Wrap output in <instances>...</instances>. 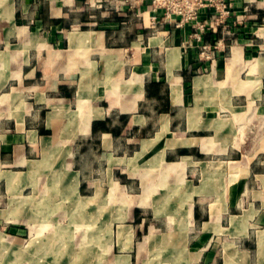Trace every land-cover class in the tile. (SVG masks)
<instances>
[{
    "label": "crops",
    "instance_id": "1",
    "mask_svg": "<svg viewBox=\"0 0 264 264\" xmlns=\"http://www.w3.org/2000/svg\"><path fill=\"white\" fill-rule=\"evenodd\" d=\"M227 25L0 0V257L63 264V226H103L104 264H264V0Z\"/></svg>",
    "mask_w": 264,
    "mask_h": 264
},
{
    "label": "built area",
    "instance_id": "2",
    "mask_svg": "<svg viewBox=\"0 0 264 264\" xmlns=\"http://www.w3.org/2000/svg\"><path fill=\"white\" fill-rule=\"evenodd\" d=\"M143 1V0H137ZM153 12L161 11V18L164 22L171 23L177 28H182L188 24L195 29L193 37L201 41L202 33L205 29H217L227 27V19L231 16L233 0H151ZM209 10L210 18L200 21L201 11ZM158 17H153L150 24L151 29H156L159 25ZM202 55L209 57L206 51L209 47L201 46Z\"/></svg>",
    "mask_w": 264,
    "mask_h": 264
},
{
    "label": "rangeland",
    "instance_id": "3",
    "mask_svg": "<svg viewBox=\"0 0 264 264\" xmlns=\"http://www.w3.org/2000/svg\"><path fill=\"white\" fill-rule=\"evenodd\" d=\"M114 213L117 211L114 210H100L94 213L95 219H101L113 217ZM92 215V214H91ZM69 217L83 220L84 222L87 219V212L85 209H78L77 212L74 211ZM70 230V234H63L65 241L60 243V249L62 250L61 254V262L63 264H85L88 250L89 253H93V264H104L103 256L105 246L108 244L106 241L103 240L105 237L103 226H95V227H87V226H79V227H66L63 226V229ZM47 234L50 233L49 228L46 230ZM88 233V234H87ZM89 235V239L88 236ZM38 244V243H37ZM36 244V245H37ZM92 259V258H91ZM18 260L22 262L21 259H13L0 257V264H8L9 261L14 264H17ZM84 261V262H83ZM92 264V263H91ZM118 264H126L124 260H121Z\"/></svg>",
    "mask_w": 264,
    "mask_h": 264
},
{
    "label": "bare ground",
    "instance_id": "4",
    "mask_svg": "<svg viewBox=\"0 0 264 264\" xmlns=\"http://www.w3.org/2000/svg\"><path fill=\"white\" fill-rule=\"evenodd\" d=\"M42 260V259H41Z\"/></svg>",
    "mask_w": 264,
    "mask_h": 264
}]
</instances>
